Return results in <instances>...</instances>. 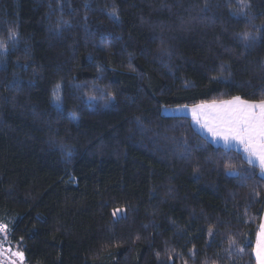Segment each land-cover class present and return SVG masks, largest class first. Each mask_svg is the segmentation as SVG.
<instances>
[{"label":"trees","instance_id":"16d2710c","mask_svg":"<svg viewBox=\"0 0 264 264\" xmlns=\"http://www.w3.org/2000/svg\"><path fill=\"white\" fill-rule=\"evenodd\" d=\"M243 2L0 0V224L25 264H255L258 168L162 114L264 100Z\"/></svg>","mask_w":264,"mask_h":264},{"label":"snow or ice","instance_id":"6c2138e0","mask_svg":"<svg viewBox=\"0 0 264 264\" xmlns=\"http://www.w3.org/2000/svg\"><path fill=\"white\" fill-rule=\"evenodd\" d=\"M246 6L241 0V9ZM240 35L245 41L255 39L250 32ZM191 111L197 122L200 121L201 115H205L207 117L204 121L205 126L213 136L222 137L226 146L231 145L233 141L243 145L248 163L253 166L258 163L261 173L264 174V100L259 103H250L241 100L240 97H233L229 101L220 103L214 101L211 104L196 105ZM225 169L229 172L236 171L235 165L231 163H226ZM261 227L264 229V225ZM7 231V226L0 224V232L6 233ZM2 243L0 241V244ZM7 251L11 252V249ZM15 255L23 258L22 253ZM257 259L264 264V255L259 246Z\"/></svg>","mask_w":264,"mask_h":264},{"label":"rangeland","instance_id":"374dc122","mask_svg":"<svg viewBox=\"0 0 264 264\" xmlns=\"http://www.w3.org/2000/svg\"><path fill=\"white\" fill-rule=\"evenodd\" d=\"M225 101H229V100H225ZM212 102H214V101L206 102V103H199L196 105L211 104ZM215 102L220 103L222 101H215ZM196 105L163 109L162 114L165 116H184V117H187V118H189L190 124L192 125V127L194 128L195 131H197L198 133L199 132L204 133L206 131V132L210 133L211 135H213L208 130V127L205 126V124H204L205 119H207V117L205 115H201L199 122H197L194 119L191 109L193 108V106H196ZM209 139L210 138H208V140ZM8 233H9L8 231L6 233L0 232V241L3 242L2 244H0V264H25L24 260H23L24 257L21 259L19 256L15 255L16 253H21L20 246L13 245L11 247V243L8 239ZM9 248L11 249V252L7 251Z\"/></svg>","mask_w":264,"mask_h":264},{"label":"crops","instance_id":"0c3cea01","mask_svg":"<svg viewBox=\"0 0 264 264\" xmlns=\"http://www.w3.org/2000/svg\"><path fill=\"white\" fill-rule=\"evenodd\" d=\"M243 101H245V100H243ZM250 103H259V102H250ZM257 111H259V109H257ZM199 134L201 136H203L206 140H208V138H210L209 139L210 141L209 140L208 141L216 147H220V148H223L226 150H234V151L239 152L242 155L243 159L248 163L247 159L245 158L247 154L244 152L243 145L239 144L238 142L233 141L231 143V145L226 146L224 140L220 136H213L206 131L204 133L199 132ZM255 166L259 170V175L264 179V174L261 173V170L259 168L258 163ZM262 225H264V210H263L261 223L259 225V228H258V231L256 234L254 247H253V258H254L255 264H261V261L257 259L258 246L261 247L262 255H264V229H262V227H261Z\"/></svg>","mask_w":264,"mask_h":264}]
</instances>
